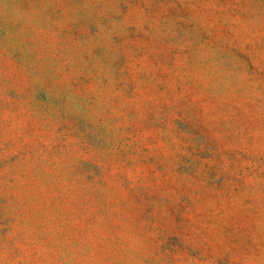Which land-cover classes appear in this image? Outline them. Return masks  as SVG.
I'll use <instances>...</instances> for the list:
<instances>
[{"label":"rangeland","instance_id":"374dc122","mask_svg":"<svg viewBox=\"0 0 264 264\" xmlns=\"http://www.w3.org/2000/svg\"><path fill=\"white\" fill-rule=\"evenodd\" d=\"M0 264H264V0H0Z\"/></svg>","mask_w":264,"mask_h":264}]
</instances>
